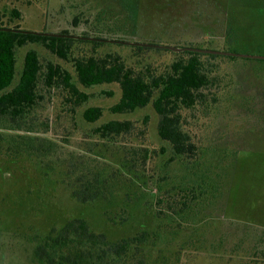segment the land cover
I'll use <instances>...</instances> for the list:
<instances>
[{
    "label": "rangeland",
    "instance_id": "1",
    "mask_svg": "<svg viewBox=\"0 0 264 264\" xmlns=\"http://www.w3.org/2000/svg\"><path fill=\"white\" fill-rule=\"evenodd\" d=\"M0 26L264 57V0H0ZM30 50L38 52L43 64L67 69L89 100L72 112L62 90L40 87L44 99L22 122L24 130L0 122V264H39L31 239L78 218L114 242L144 230L157 232L147 264H264V60L202 58L216 70V99L189 125L199 153L194 165L187 166L171 163L173 154L159 137L160 118L152 105L130 114L111 113L121 98L119 85L84 88L73 64L41 45L17 51L15 84ZM73 52L118 54L130 66L158 72L176 59L168 49L139 51L107 42L96 48L75 42ZM91 107L103 110L94 124L83 118ZM114 120L133 122L135 134L110 142L97 139L94 130ZM130 148L136 150L132 172L117 177L120 193L132 196V216L122 213L121 201L78 202L65 177L70 164L110 174L120 170ZM179 184H198L206 194L184 219H157L152 188ZM165 223L170 228L164 229Z\"/></svg>",
    "mask_w": 264,
    "mask_h": 264
},
{
    "label": "trees",
    "instance_id": "2",
    "mask_svg": "<svg viewBox=\"0 0 264 264\" xmlns=\"http://www.w3.org/2000/svg\"><path fill=\"white\" fill-rule=\"evenodd\" d=\"M59 35L69 37L36 35L24 33L18 26H0V122H9L15 124L18 130H24L22 122L44 99L40 94V87L48 92L62 90L73 105L72 112L89 100V96L74 83L67 69L54 62L43 64L36 50L25 54L19 80L15 84L18 75L17 51L30 45H41L60 60L72 63L77 83L84 88L119 85L121 98L111 108V113L130 114L152 105L160 118L159 137L170 146L173 154L171 163L194 165L199 147L191 136L189 125L191 122L197 123L198 115L214 105L216 94L212 89L218 84L217 78L213 77L216 70L202 58L211 61L222 56L190 51L174 53L176 59L165 70L158 72L130 66L118 54L74 56L75 42L92 44L95 48L104 42L75 39L67 32ZM84 38L93 37L86 35ZM136 49L148 50L141 46H136ZM102 116L103 110L97 107L88 108L83 113L84 120L91 124L97 123ZM135 129V124L131 121L114 120L96 128L94 135L100 141L110 142L133 136ZM144 132L145 130L140 131L141 134ZM130 149L131 152H127L129 158L124 160L120 170H114L110 174H104L103 170L94 173L90 169L84 170L78 165L70 164L65 177L70 179L76 200L82 204H114L121 201L122 213L132 216V196L120 193L123 187L117 177L132 172L134 166L130 159L136 150ZM146 151L147 148H144L142 152L147 154ZM145 158L146 155L142 158L143 166L146 165ZM194 168L189 167V170ZM152 189L157 192L153 198L158 210L156 217L160 220L173 217L184 219L191 212L193 204L206 194L198 184H179L171 189L158 185ZM105 213L109 221L116 223L117 218H113L111 212ZM128 219L122 218L121 221ZM168 224L165 223L164 229L170 228L171 222ZM160 229L163 228L160 226ZM159 237L155 231L144 230L132 238L114 242L104 234L92 231L84 219L78 218L52 228L43 236L35 235L31 243L34 244V260L39 264H147L151 247L155 248Z\"/></svg>",
    "mask_w": 264,
    "mask_h": 264
},
{
    "label": "water",
    "instance_id": "3",
    "mask_svg": "<svg viewBox=\"0 0 264 264\" xmlns=\"http://www.w3.org/2000/svg\"><path fill=\"white\" fill-rule=\"evenodd\" d=\"M11 31H14V30H11ZM22 32L36 34V35H43V36H51V37H69V36H62V35H57V34H44V33H35V32H27V31H22ZM78 39L91 40V41L95 40L99 42L117 43V44L132 45V46H141V47H146V48L168 49L176 53L190 51V52H198V53L212 54V55H218V56H230V57L264 60V57H261V56L238 55V54L223 53V52H217V51H211V50H200V49H194V48H177V47H170V46H161V45L143 44V43H128V42H122V41L94 39V38H78Z\"/></svg>",
    "mask_w": 264,
    "mask_h": 264
}]
</instances>
